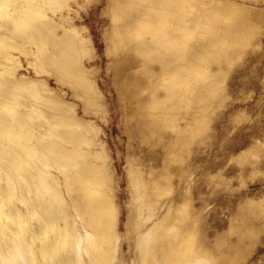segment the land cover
<instances>
[{
    "label": "rangeland",
    "instance_id": "374dc122",
    "mask_svg": "<svg viewBox=\"0 0 264 264\" xmlns=\"http://www.w3.org/2000/svg\"><path fill=\"white\" fill-rule=\"evenodd\" d=\"M0 172V264H264V0H0Z\"/></svg>",
    "mask_w": 264,
    "mask_h": 264
},
{
    "label": "bare ground",
    "instance_id": "6f19581e",
    "mask_svg": "<svg viewBox=\"0 0 264 264\" xmlns=\"http://www.w3.org/2000/svg\"><path fill=\"white\" fill-rule=\"evenodd\" d=\"M209 6V5H208ZM130 14V13H129ZM133 14V13H132ZM112 33V32H111ZM110 39V38H109ZM88 41H89V39H87ZM87 47V46H86ZM91 48V47H90ZM72 49V48H71ZM84 50V49H83ZM37 54V53H36ZM144 66V65H143ZM19 81V80H18ZM191 118V117H190ZM0 174H1V172H0ZM6 175V174H5ZM1 177V176H0ZM1 180H2V177H1ZM71 192V194H72V206L74 207V209L76 210V212L79 214V215H81V214H84V213H86V214H89L90 215V218H89V222H88V225L89 226H91V227H93L95 230H98V229H102V228H105L106 226H107V218H106V216H104L102 213H101V211H100V207H98V204H96L95 202H92L93 200L91 199V194H86V196H87V199H86V201L84 202V203H80V202H78L77 200H75V198H74V192H73V190H71L70 191ZM17 196V195H16ZM10 198V197H9ZM185 199V198H184ZM9 200H11V199H9ZM12 201V200H11ZM51 202V201H50ZM8 205V204H7ZM9 206V205H8ZM15 206V205H14ZM16 207L17 206H15V211H17V213H19L18 215H19V217H20V221H21V224H23L25 221H23L22 220V212L20 211V210H17L16 209ZM7 210H9V208H7L6 207V199H5V196H4V193L0 190V218H1V220H2V216H3V213H6V212H8L7 214H9L10 215V211L11 210H9V211H5L6 209ZM18 208V207H17ZM99 208V209H98ZM5 209V210H4ZM4 211V212H3ZM20 211V212H19ZM3 212V213H2ZM13 212V210L11 211V213ZM7 214H4V215H7ZM15 215V214H14ZM151 215V214H150ZM12 217V220H13V214L11 215ZM4 217H6V216H4ZM3 217V218H4ZM145 217V218H144ZM15 218V217H14ZM30 218V217H29ZM142 218L144 219V222L147 220V219H149L150 218V216H146L145 214H143V216H142ZM3 221H5V220H3ZM3 221H2V225L3 224H5V223H3ZM14 221V220H13ZM53 221V220H52ZM18 222V221H17ZM26 223V222H25ZM28 224V223H27ZM1 224H0V226H2ZM6 225V224H5ZM14 226H16V225H14ZM19 226V225H18ZM23 226H25V225H23ZM20 227V226H19ZM22 227V226H21ZM3 228V227H2ZM23 228V227H22ZM4 230V229H3ZM22 230H24V228L22 229ZM99 231V230H98ZM32 232V231H31ZM102 232V231H101ZM12 234V233H11ZM13 235V234H12ZM104 235H105V238H107V236H108V234H106V233H104ZM21 236V235H20ZM108 238H109V236H108ZM112 238V240L113 239H115L114 237H113V235H110V239ZM150 252V251H149ZM149 252H148V254H149ZM15 254V253H14ZM18 254H20V253H18ZM25 254V253H24ZM1 257H3V256H1ZM22 257V256H21ZM8 258V257H7ZM144 260L145 261V263H147V264H161V262H159V260H157V259H147V260H145V257H144V255L143 256H141V260ZM11 262V261H10ZM98 264H102V263H100V262H97ZM23 264V263H22ZM105 264V263H104ZM195 264H198V262L197 263H195Z\"/></svg>",
    "mask_w": 264,
    "mask_h": 264
}]
</instances>
